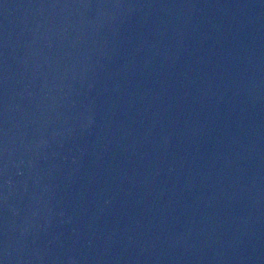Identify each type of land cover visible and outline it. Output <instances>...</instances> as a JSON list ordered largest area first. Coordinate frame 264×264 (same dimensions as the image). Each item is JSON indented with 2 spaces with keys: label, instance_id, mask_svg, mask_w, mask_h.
I'll return each instance as SVG.
<instances>
[{
  "label": "water",
  "instance_id": "95a60500",
  "mask_svg": "<svg viewBox=\"0 0 264 264\" xmlns=\"http://www.w3.org/2000/svg\"><path fill=\"white\" fill-rule=\"evenodd\" d=\"M0 264H264V0H0Z\"/></svg>",
  "mask_w": 264,
  "mask_h": 264
}]
</instances>
